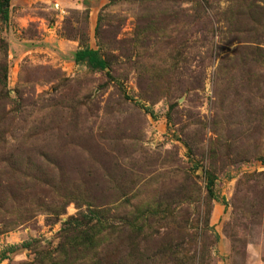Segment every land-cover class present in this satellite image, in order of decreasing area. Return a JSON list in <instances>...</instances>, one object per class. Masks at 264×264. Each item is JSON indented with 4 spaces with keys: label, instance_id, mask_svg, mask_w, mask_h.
Masks as SVG:
<instances>
[{
    "label": "rangeland",
    "instance_id": "1",
    "mask_svg": "<svg viewBox=\"0 0 264 264\" xmlns=\"http://www.w3.org/2000/svg\"><path fill=\"white\" fill-rule=\"evenodd\" d=\"M0 38V264H264V0H10Z\"/></svg>",
    "mask_w": 264,
    "mask_h": 264
},
{
    "label": "trees",
    "instance_id": "2",
    "mask_svg": "<svg viewBox=\"0 0 264 264\" xmlns=\"http://www.w3.org/2000/svg\"><path fill=\"white\" fill-rule=\"evenodd\" d=\"M10 5V0H0V23H4L8 19V9ZM6 43L5 41L0 38V50L1 52H5ZM74 61L77 64H84L89 63V68L92 71H100L107 68L108 63L106 60L101 56L99 50L95 49L92 50L88 46H84L79 48L75 51ZM5 78H6V64L3 63V67L0 69V107L4 106L8 102H12V99L9 98L6 88H5ZM15 103V102H13ZM15 118L12 117V121ZM6 120V114L0 113V143L6 141V134L8 133L9 125L5 126L4 121ZM15 127V125L13 126ZM12 128V127H11ZM211 180L208 178L207 180V192L210 194V197H214L213 190L210 187ZM213 195V196H212ZM94 213V212H92ZM89 213L88 216L91 217L93 214Z\"/></svg>",
    "mask_w": 264,
    "mask_h": 264
},
{
    "label": "crops",
    "instance_id": "3",
    "mask_svg": "<svg viewBox=\"0 0 264 264\" xmlns=\"http://www.w3.org/2000/svg\"><path fill=\"white\" fill-rule=\"evenodd\" d=\"M24 9H26V7L24 5L21 7V5H20L19 11H23ZM22 19H23V17H19L17 20L21 21Z\"/></svg>",
    "mask_w": 264,
    "mask_h": 264
}]
</instances>
